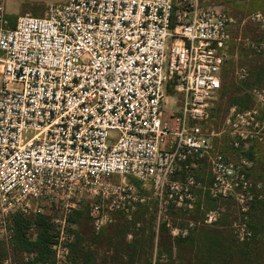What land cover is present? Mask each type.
<instances>
[{
  "label": "built area",
  "instance_id": "built-area-1",
  "mask_svg": "<svg viewBox=\"0 0 264 264\" xmlns=\"http://www.w3.org/2000/svg\"><path fill=\"white\" fill-rule=\"evenodd\" d=\"M215 1L66 0L48 5L41 17L20 14L10 26L0 0L3 227L12 214L45 213L49 206L56 234L51 249L55 264H62L71 241L68 216L79 200L91 199L92 224L99 230L114 206L128 211L140 198L127 186L130 193L122 188L102 208L97 199L109 195L106 180L119 175L152 193L159 216L170 204L193 211L199 189L230 199L242 217L233 224L236 237L250 236L245 218L260 187L247 174L252 161L226 158L214 148L221 133L205 125L227 60L229 27L236 22ZM248 17L264 23L260 11ZM235 73L246 76L243 68ZM168 87L182 98L165 115ZM249 92L256 104L230 106L224 121L235 148L260 138L264 127V87ZM26 130L35 131L27 140ZM191 157L207 158L209 184L191 174L178 177ZM221 213L208 208L202 224L216 223ZM188 223L169 226L170 235L185 237L196 224Z\"/></svg>",
  "mask_w": 264,
  "mask_h": 264
},
{
  "label": "rangeland",
  "instance_id": "rangeland-1",
  "mask_svg": "<svg viewBox=\"0 0 264 264\" xmlns=\"http://www.w3.org/2000/svg\"><path fill=\"white\" fill-rule=\"evenodd\" d=\"M214 1L210 0V2ZM65 2L66 0H6L7 6L5 12L9 11V5L12 8L13 15L16 17L25 12L41 17L44 16V11L48 7V4H62ZM237 3L236 12L231 11V14L236 20V24L234 23V25L229 27V33L233 36V43L230 46V54L228 52L227 55V61H229H226L227 63L222 68L224 85L219 97L211 104L214 107V111L211 114V120L208 124L210 130L221 133L215 139L218 145L229 144L230 146L231 137L224 125V121L229 113L230 106H232L230 105L231 97L238 94L237 90H246L243 81L246 79L248 81L256 79L255 82L257 85L264 87V23H255L248 17L249 9H252L250 7H255V9L263 14L264 7H258L255 4L248 6L249 8L245 7L243 0H239ZM242 21L244 23L243 26L241 24ZM235 53L236 55H234ZM239 68H243L245 71L246 76L242 79L238 78V75L235 73ZM256 72L261 75H254ZM8 85L15 86L12 83ZM166 95L164 111L165 115H168L179 108L182 94H168L166 92ZM168 120L173 125V121L169 117ZM260 120L264 121V112ZM34 134V130H26L23 132V138L27 140ZM110 136H116V131H110ZM250 143L254 144L255 158L257 157L252 162L250 175L255 182L260 184L259 196L257 198L261 200L264 197V127L260 131V138L250 140ZM206 171L207 168L202 165L200 173L204 174ZM106 181L109 184V195L107 199H97L104 210H107L106 205L111 204L114 198L113 196L118 195L122 188L127 193L131 192V190L127 189V186H133L134 193L142 198V200L137 198L132 203L133 208L128 211L118 209L114 206L108 212L110 220L99 231L92 224V216L90 215L92 201L80 202L75 208H82V216L77 218L73 216L74 212L71 215L77 218L76 220L78 221L72 222L70 216H68L69 222L67 228L71 235V241L68 244L69 254L70 244L75 239L76 234H79L81 237L80 244L83 250L92 251L93 253V264H146L147 259L151 261V264H246L240 256L239 250L240 247L244 248L245 242H252L254 248H258L257 253H259L260 264H264L262 261V257H264V225L260 227V231L254 235L251 241L253 232L250 227V236L244 240H239L236 237L233 224H236L242 217L238 215L237 209H233L228 204L225 210L232 213L229 214V217L225 216L219 224L218 222L222 218V215L214 224H202L204 212L207 210L205 204H209L210 202L205 199L204 194L196 191L197 202H203V212H185L184 216L186 218L194 217L195 219L192 218V221L199 219L201 215L202 218L196 220V224L190 228L191 233L189 235L191 238H187L186 241L181 242V240L170 235L168 228L169 226L188 227L189 220L184 218L183 213L176 211V214L171 215V213L169 214L168 212L166 214L165 212V214L159 216L157 206L155 210L156 200L152 196V193L148 189L142 188L139 182L132 177L113 175ZM115 200L119 201V197H116ZM224 207L226 208V204ZM222 208L220 207L222 211H225ZM43 209L51 217L53 210L47 205H44ZM58 211L60 210H57L54 215L59 214L60 212ZM252 214L253 210L246 216L247 224H249V220H253ZM152 217L154 224H148ZM259 219L264 224V212L263 216ZM164 220L169 221H167L165 227H163V224H160ZM258 224H261V222ZM8 234L0 222V238H6ZM151 234L153 235L152 241L147 242ZM215 234L220 239L210 251V258H208L209 253L206 249V242L210 241ZM149 243L151 244L150 248L148 246ZM129 245H132L130 246L131 248ZM133 247H135V250H133ZM7 250L8 259L5 264H20V260L25 254L21 252L16 253L9 245L7 246Z\"/></svg>",
  "mask_w": 264,
  "mask_h": 264
},
{
  "label": "trees",
  "instance_id": "trees-1",
  "mask_svg": "<svg viewBox=\"0 0 264 264\" xmlns=\"http://www.w3.org/2000/svg\"><path fill=\"white\" fill-rule=\"evenodd\" d=\"M237 1L239 2V0H216L215 2L221 6L222 10L225 13L234 17L231 14V11L233 10L234 12L235 9H237V6H238ZM252 4H255L258 7H262V0H246L244 2L245 7L252 6ZM250 8L252 9H249L250 11H249L248 16L250 15V13L257 10L255 9V7H250ZM6 17L9 20L10 26H13L16 20V16L6 15ZM227 47H228V44H227ZM254 75L260 76L261 74L256 72ZM246 80L244 81L241 80L244 82L243 85L244 87H246V90L245 89H243L242 91L237 90L238 94L232 96L230 100L231 101L230 105H235L238 109H247V108L254 106L256 102L254 98L252 97V95L250 94L249 90L251 87L262 86V85H259V86L257 85V83L255 82L256 79H254L253 81H248V80L246 81ZM223 81H224V76L222 75L220 88L218 90V93L215 99L219 97V94L224 85ZM167 92L169 94H172V90L169 87L167 88ZM215 99L211 101V104L212 102L215 101ZM213 111H214V107L211 106L209 109L210 117L208 118L207 124H205L206 126H208V124L210 123L211 114L213 113ZM214 148L216 150L221 151L225 155L226 158L231 159L235 162L238 161L240 157H246L252 162L254 159L257 158V157L255 158L256 154L254 152V144L250 143V141H247L245 143L243 142L239 145V147L235 148L231 144V141H230V146H229V144L218 145L217 140H215ZM185 164H188V167L184 168V164H183L181 167V171L178 172L179 174L178 177H182L185 174H191L194 177H196L202 184L207 185L211 182L209 162L206 157H203V158H192L191 157L186 160ZM202 165H204V167L207 168V171L204 174L200 173V168ZM250 170H251L250 168L247 169V174L252 178V176L250 175ZM197 191L204 194L203 196H205V199H207L210 202L209 204H205V207L207 209L213 208V207H219V208L223 207L225 210L227 209V204L233 209L235 208L234 202L231 201L230 199L221 200V199L211 198L206 192H203L201 189ZM86 201L88 202L90 201V199L82 198L81 200L78 201V204L80 202H86ZM225 204H226V208L224 207ZM202 207H204L202 201L196 202V206L193 211L203 212ZM155 210H156V205H155ZM252 210H253V214H252L253 220L251 221L249 220V224H248L250 229L253 232V237L250 239V241L254 238V235H256L258 231H260L261 229L260 227L264 225L260 219L258 220V218L263 216L264 197L261 200L260 198L255 197L253 202L250 204L249 213ZM176 211L183 213L182 214L183 216L185 212H193L185 208H176L174 204H170L166 210V214H168L169 212V214L171 213V215H173V214H176ZM73 212H74L73 216L78 218L82 216L83 210L80 207L74 208L71 214L69 215L72 222L73 221L77 222L78 221L76 220L77 218H74L73 216H71ZM229 214H232V213H229L226 210L222 211L221 213L222 218L220 219L218 224L225 218V216L229 217L230 216ZM184 218L187 220L195 219L194 217H192L193 218L192 219V218H186L185 216ZM201 218H202V215L199 217V219ZM199 219H196V220H199ZM167 221L168 220L166 221L164 220L160 222V224H163V227H165V224H167ZM260 222L261 224H258ZM148 224H154L153 217L150 219V222ZM4 227L9 234H8V237L6 238H0V264H5L6 260L8 259V250H7L8 245L11 246L12 249L16 253L21 252L22 254H25V256H22L20 260L21 261L20 264H55L54 253H53V250L51 249V245L55 241L56 234L54 232L53 224L50 222V216L47 214V212L31 213L27 215L20 214V213L12 214L10 217L7 218V222ZM150 229H151V225H150ZM32 231L33 233H31ZM190 233H191V230L188 233V235H186L185 237L179 236L177 237V239L181 240V242L184 240L186 241L187 238H191L189 235ZM152 236L153 235L151 234V237H149L147 242L152 241ZM219 239L220 237H218V235L216 234L213 235L212 239H210L206 247L209 253L208 258H210V251L219 242ZM80 242H81V237L79 234H76L75 239L70 244V254L67 260L62 264H93L92 251L83 250V247L81 246ZM245 243H246L245 246H243L245 249L240 247V250H239L240 256L244 259V262H246V264H260L259 253H257L258 248H254V246L252 245V242L251 243L245 242ZM141 245H143V243H141ZM130 246L132 245H129V247ZM148 246L150 248L151 244L149 243ZM133 250H135V247H133ZM255 253L257 254L256 256H255ZM262 261L264 262V257H262ZM146 264H151V261L147 259Z\"/></svg>",
  "mask_w": 264,
  "mask_h": 264
},
{
  "label": "crops",
  "instance_id": "crops-1",
  "mask_svg": "<svg viewBox=\"0 0 264 264\" xmlns=\"http://www.w3.org/2000/svg\"><path fill=\"white\" fill-rule=\"evenodd\" d=\"M35 1V0H34ZM246 0H243V2H245ZM5 10H6V0H5ZM50 4H52V3H50ZM50 4H48V5H50ZM54 4V3H53ZM262 7H264V0H262ZM8 8H9V11H6V15H8V16H15V15H13V12L11 11L12 10V8L8 5ZM256 11H258V10H256ZM10 12V13H9ZM45 12V11H44ZM235 24H236V22H235ZM241 24H242V26L244 25V23H243V21L241 22ZM233 41V36H232V38H231V40L229 41V43H228V47L226 48V52H227V55H228V52H229V54H230V46H231V44L233 43L232 42ZM234 55H236V53L234 54ZM199 228V227H198ZM197 228V229H198ZM196 232H198V230H196ZM208 243H209V241H207L206 242V246L208 245Z\"/></svg>",
  "mask_w": 264,
  "mask_h": 264
}]
</instances>
